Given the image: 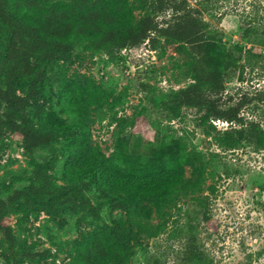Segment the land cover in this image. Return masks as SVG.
Returning a JSON list of instances; mask_svg holds the SVG:
<instances>
[{"label": "rangeland", "instance_id": "1", "mask_svg": "<svg viewBox=\"0 0 264 264\" xmlns=\"http://www.w3.org/2000/svg\"><path fill=\"white\" fill-rule=\"evenodd\" d=\"M190 1L199 2L230 48L264 51V0ZM251 27L257 30L248 31ZM177 45L162 38L155 49L143 43L114 55L76 45L69 59L50 68L43 115L37 116L35 105L26 110L37 125L59 132L60 139L31 156L20 135L9 129L0 135V199L27 187L36 161L48 158L57 186L80 188L98 205L104 199L98 185L74 178L66 169L68 157L89 146L112 162L120 149L151 158L154 151L167 149L164 142L169 143L170 135L175 142L182 140L192 160L185 185L152 197L155 212L149 224L139 221L134 206L113 210L105 205L95 212L66 204L49 211L17 203L8 215L18 250L27 257L24 264H84L78 255L80 241L110 232L116 223L134 229L130 256L135 264H264V147L243 139L230 148L225 140L237 137L238 124L216 117L206 121L205 107L185 105L168 112L142 90L143 82L171 92L194 81ZM245 77L242 81L239 70L226 76L221 104H237L248 92L243 112L264 124V102L257 97L264 89V69H247ZM84 90L86 104H75L73 95ZM95 91L110 99L101 109L89 102ZM198 173L200 184L195 181ZM189 242L198 262L184 259ZM0 264H6L1 255Z\"/></svg>", "mask_w": 264, "mask_h": 264}, {"label": "trees", "instance_id": "2", "mask_svg": "<svg viewBox=\"0 0 264 264\" xmlns=\"http://www.w3.org/2000/svg\"><path fill=\"white\" fill-rule=\"evenodd\" d=\"M162 38L178 44L176 50L186 58L194 81L171 92H159L155 85L143 82L146 96L171 113L185 105L199 106L207 109L206 121L216 117L238 124L237 137L230 135L225 140L230 148L243 139H252L257 148L264 147V124L247 118L243 112L248 92L237 104H221L226 76L239 70L244 81L247 69H264V51L254 46L230 48L206 19L199 2L193 4L190 0H0V135L6 129L20 135L31 156L60 139L59 132L44 123L37 125L26 110L35 105L37 116L43 115L49 100L46 85L50 68L59 60L69 59L76 45L114 55L143 43L155 49ZM83 93L86 91L73 95L75 104H86ZM101 95L102 91L92 92L89 100L98 109L110 102ZM257 95L264 102V89ZM63 128L73 129L70 124ZM168 137L169 143L164 142L167 149L154 151L151 158L120 149L112 162L93 146L68 157L66 169L72 177L98 185L104 198L98 205L80 188L57 186L48 158L36 161L30 184L0 199V255L6 264H24L27 258L18 250L19 241L8 215L20 202L49 211L66 204L95 212L105 205L113 210L134 206L139 221L151 223L155 212L152 197L166 196L189 181L190 154L182 140L175 142V138ZM195 181L201 183L202 173ZM135 237L131 226L122 228L116 223L110 232L83 238L79 260L83 259L84 264H135L130 256V243ZM189 243L184 259L198 262L197 250L193 242Z\"/></svg>", "mask_w": 264, "mask_h": 264}]
</instances>
